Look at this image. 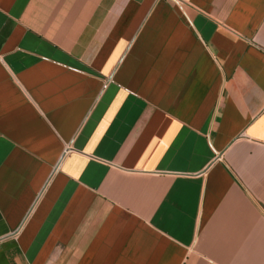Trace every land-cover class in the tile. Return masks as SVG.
<instances>
[{
	"label": "crops",
	"instance_id": "crops-1",
	"mask_svg": "<svg viewBox=\"0 0 264 264\" xmlns=\"http://www.w3.org/2000/svg\"><path fill=\"white\" fill-rule=\"evenodd\" d=\"M0 264H264V0H0Z\"/></svg>",
	"mask_w": 264,
	"mask_h": 264
},
{
	"label": "built area",
	"instance_id": "built-area-1",
	"mask_svg": "<svg viewBox=\"0 0 264 264\" xmlns=\"http://www.w3.org/2000/svg\"><path fill=\"white\" fill-rule=\"evenodd\" d=\"M64 154H66V152H64ZM17 234H18V231L13 232V233L10 235V238H12V239H16Z\"/></svg>",
	"mask_w": 264,
	"mask_h": 264
}]
</instances>
